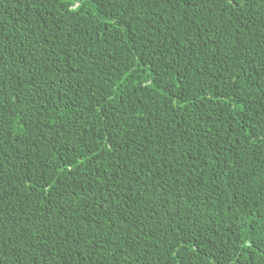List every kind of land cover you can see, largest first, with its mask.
<instances>
[{
  "label": "trees",
  "instance_id": "trees-1",
  "mask_svg": "<svg viewBox=\"0 0 264 264\" xmlns=\"http://www.w3.org/2000/svg\"><path fill=\"white\" fill-rule=\"evenodd\" d=\"M0 264H264V0H0Z\"/></svg>",
  "mask_w": 264,
  "mask_h": 264
}]
</instances>
